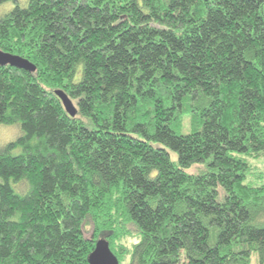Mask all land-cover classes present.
<instances>
[{
  "label": "trees",
  "instance_id": "obj_1",
  "mask_svg": "<svg viewBox=\"0 0 264 264\" xmlns=\"http://www.w3.org/2000/svg\"><path fill=\"white\" fill-rule=\"evenodd\" d=\"M21 2L0 49L36 68L0 64V264H90L100 237L120 264H264V0Z\"/></svg>",
  "mask_w": 264,
  "mask_h": 264
},
{
  "label": "water",
  "instance_id": "obj_2",
  "mask_svg": "<svg viewBox=\"0 0 264 264\" xmlns=\"http://www.w3.org/2000/svg\"><path fill=\"white\" fill-rule=\"evenodd\" d=\"M0 64H11L28 70H34L36 68L35 64L29 59L2 49H0ZM56 93L62 99L66 110L71 115H75L77 108L68 94L62 89H57ZM89 262L90 264H120L118 256L111 249L109 241L105 237H100L97 240L93 251L89 255Z\"/></svg>",
  "mask_w": 264,
  "mask_h": 264
},
{
  "label": "rangeland",
  "instance_id": "obj_3",
  "mask_svg": "<svg viewBox=\"0 0 264 264\" xmlns=\"http://www.w3.org/2000/svg\"><path fill=\"white\" fill-rule=\"evenodd\" d=\"M20 3V0H17ZM27 0H24V2H21L22 4H25ZM16 3V0H8L4 3L0 4V16L8 12ZM16 127L14 126H8L7 125H0V141L2 143H6L7 140L14 136L13 133H15ZM4 141V142H3ZM9 141V140H8ZM253 163L256 164V168L258 171H262L264 175V159H253ZM85 235L90 236L93 231V225L91 222L87 223L84 227ZM136 240V235H128L126 238L123 239V242L127 245H130L133 241ZM251 264H258L257 262V255L256 253L252 254V263Z\"/></svg>",
  "mask_w": 264,
  "mask_h": 264
}]
</instances>
